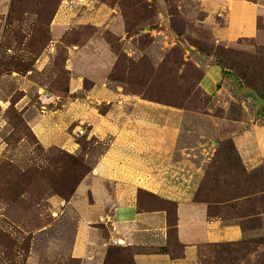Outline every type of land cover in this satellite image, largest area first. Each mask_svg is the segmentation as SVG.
I'll return each mask as SVG.
<instances>
[{"label":"rangeland","instance_id":"1","mask_svg":"<svg viewBox=\"0 0 264 264\" xmlns=\"http://www.w3.org/2000/svg\"><path fill=\"white\" fill-rule=\"evenodd\" d=\"M100 1L120 15L123 36L113 32V21L106 28L70 27L54 41L50 26L62 0H0V264H79L70 258L77 216L52 200L73 196L105 146L88 140L83 126L86 133L76 136L80 154L45 149L29 120L47 110L63 112L69 99L84 98L85 87L70 93L66 53L95 36L112 54V90L190 115L180 148L194 149L185 158L200 169L199 183L191 185L195 200L246 232L239 242L202 246L198 264H264V160L245 166L234 143L264 125V107L254 96L264 98L251 88L264 83L262 37L222 41L215 29L226 26V11L211 13L204 0ZM46 50L53 57L34 70ZM17 74L31 82L25 83L27 110L18 104L23 93ZM207 76L224 86L217 100L201 87ZM52 98L50 104L41 101ZM115 247L121 244L109 248L104 264H130L129 255Z\"/></svg>","mask_w":264,"mask_h":264},{"label":"crops","instance_id":"2","mask_svg":"<svg viewBox=\"0 0 264 264\" xmlns=\"http://www.w3.org/2000/svg\"><path fill=\"white\" fill-rule=\"evenodd\" d=\"M204 1L211 13L226 11V26L215 29L222 41L262 37L264 42V4L260 0ZM113 21L117 22L111 27L113 32L123 36L120 15L100 0H62L50 30L57 41L70 27L106 28ZM94 38L66 53L70 93L85 87L84 98L69 99L63 112L47 110L29 120L45 149L57 147L80 154L76 136L82 130L86 133L83 126L89 131L88 140L96 139L105 146L73 196L68 201L52 200L56 208L72 210L77 216L70 258L79 264H104L109 248L121 244L132 250L134 264H198L202 246L241 241L246 232L239 222L211 216L207 205L195 200L200 169L185 158L194 149L180 148L186 134L185 118L190 115L112 90L107 78L112 54L104 40ZM46 52L36 59L34 70L49 63L52 54ZM14 78L22 83L23 97L18 104L25 109L29 99L25 83L31 82L27 74ZM201 87L216 100L224 90L209 76ZM46 100L41 99L44 105L55 102L54 98ZM234 143L245 166H259L264 160V125L246 130ZM172 232L178 245L170 240Z\"/></svg>","mask_w":264,"mask_h":264},{"label":"trees","instance_id":"3","mask_svg":"<svg viewBox=\"0 0 264 264\" xmlns=\"http://www.w3.org/2000/svg\"><path fill=\"white\" fill-rule=\"evenodd\" d=\"M255 82V80L253 81V82H250L251 84L252 83H254ZM261 89L260 90H258L257 88H255V87H252L251 86V88H253V89H255V90H257L258 91V93L261 95V97H263L264 98V83L261 85ZM83 179H81L79 182H78V184H77V186H76V188L74 189V191H73V193L76 191V189H77V187L80 185V183H81V181H82ZM73 195V194H72ZM72 197V196H71ZM70 197V198H71ZM242 226V225H241ZM243 227V226H242ZM173 231V230H172ZM174 232H172L171 233V235H170V240L172 241V243L174 244V245H178V242L174 239ZM112 249H114L116 252H126V254L125 255H129V257H130V260H129V263L130 264H134V258H133V252H132V250L131 249H129V248H123V247H115V248H112ZM111 250V249H110ZM131 251V252H130ZM111 253V252H110ZM109 253H107V256H109L108 255ZM106 256V261H107V259H108V257Z\"/></svg>","mask_w":264,"mask_h":264},{"label":"water","instance_id":"4","mask_svg":"<svg viewBox=\"0 0 264 264\" xmlns=\"http://www.w3.org/2000/svg\"><path fill=\"white\" fill-rule=\"evenodd\" d=\"M254 97L257 100V102L264 107V100L257 95H255Z\"/></svg>","mask_w":264,"mask_h":264}]
</instances>
